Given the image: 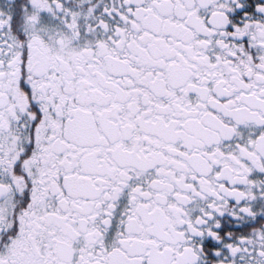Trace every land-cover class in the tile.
I'll return each mask as SVG.
<instances>
[{
  "label": "snow or ice",
  "instance_id": "1",
  "mask_svg": "<svg viewBox=\"0 0 264 264\" xmlns=\"http://www.w3.org/2000/svg\"><path fill=\"white\" fill-rule=\"evenodd\" d=\"M0 264H264V0H0Z\"/></svg>",
  "mask_w": 264,
  "mask_h": 264
}]
</instances>
